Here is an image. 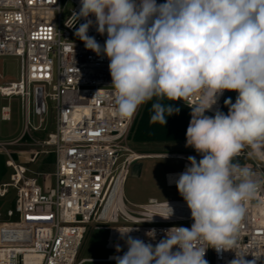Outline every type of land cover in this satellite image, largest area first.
<instances>
[{
    "label": "built area",
    "instance_id": "obj_1",
    "mask_svg": "<svg viewBox=\"0 0 264 264\" xmlns=\"http://www.w3.org/2000/svg\"><path fill=\"white\" fill-rule=\"evenodd\" d=\"M66 2L73 6L68 20L72 10L79 12L81 4L80 0ZM62 3L63 0H0V59L12 57L19 61L18 79L0 84V99L8 102L0 108V120L11 121L13 100L20 103L26 120L18 139L0 143V156L6 158L5 166L12 170L9 182L0 187V199L6 198L10 190L15 195L12 209L4 219L0 218V264L116 263L109 257L122 256L127 251L126 237L122 238L120 232L138 229L128 235L155 245L164 238L162 230L173 226L190 228L193 223L180 194V200L167 201L173 209L169 219L160 216L167 214L166 201L150 198L144 204L128 203L129 208L125 204L124 185L134 164L145 159L179 162L178 173L165 174L166 187L177 188L170 176L185 170L189 156L197 161L202 157L194 152L151 155L134 150L130 136L143 105L131 118L118 113L109 60L87 50L76 37L83 19L73 27L66 26ZM90 19L94 21L95 17ZM88 35L102 46L107 38L94 26ZM227 92L205 115L222 110ZM47 102L51 104L55 132L39 140L35 135L42 133L43 117L49 111ZM172 103L191 112L182 100ZM32 116L39 118L38 126L32 123ZM45 149H52L55 160L50 175L31 169L41 155L50 153ZM241 157L246 159L241 165L254 171L260 189L256 198L246 203L234 251L208 248L204 257L208 264H231L236 254L245 255L244 259L254 264H264V161L249 159L247 149L236 159ZM20 159L23 163H18ZM47 175L54 179V185L40 186L39 179ZM119 197L121 204L117 202ZM114 204L116 209L107 214ZM151 217V222L146 221ZM90 225L108 231L105 250L111 254L103 260L77 263ZM150 229L157 230L155 240L145 235ZM117 244L122 249L119 253Z\"/></svg>",
    "mask_w": 264,
    "mask_h": 264
},
{
    "label": "clouds",
    "instance_id": "obj_2",
    "mask_svg": "<svg viewBox=\"0 0 264 264\" xmlns=\"http://www.w3.org/2000/svg\"><path fill=\"white\" fill-rule=\"evenodd\" d=\"M80 4L66 26L83 19L76 37L109 60L118 113L131 118L151 102L149 122L166 125L180 111L170 102L182 100L191 108L185 146L202 157L189 156L174 181L190 210L191 227L162 230L164 238L155 245L128 235L138 229L119 231L127 251L109 259L116 264H208V248L234 251L246 203L260 189L254 171L236 158L247 149L249 159L264 161V0ZM93 26L106 35L103 46L88 35ZM225 91L238 94L234 103L225 100L227 114L217 109L205 115ZM189 99L195 103L186 104ZM166 210L160 216L169 219L173 209L167 201ZM156 233L150 229L145 235L155 240ZM115 247L122 251L119 244ZM244 256L236 254L231 264H254Z\"/></svg>",
    "mask_w": 264,
    "mask_h": 264
},
{
    "label": "rangeland",
    "instance_id": "obj_3",
    "mask_svg": "<svg viewBox=\"0 0 264 264\" xmlns=\"http://www.w3.org/2000/svg\"><path fill=\"white\" fill-rule=\"evenodd\" d=\"M63 22L69 16V10L73 8L72 4L63 0ZM19 77V61L12 57H3L0 59V84L15 82ZM8 105V102L0 99V108ZM12 109V119L10 122H2L0 120V143H9L18 139L23 131L26 123L24 113L17 100L10 103ZM48 113L43 117L42 133L36 134L39 140H43L50 133L55 132L54 116L50 113L51 104L47 102ZM50 108V109H49ZM32 123L35 126L39 125V118L32 116ZM135 151L141 154H165L166 152H194L193 148L186 147L185 144H154V145H136L131 143ZM9 150L15 148L7 147ZM48 155H41L38 162L31 165L34 172L41 171L46 174H51L54 171V156L48 161L46 160L52 154V149ZM240 164H244V157L236 159ZM47 161V162H46ZM52 162V163H51ZM18 163H23L22 159ZM51 163V164H50ZM50 164V165H49ZM142 173L140 178L129 177L124 185V200L129 208V204L138 205L147 203L148 199L155 198L159 201L180 200L177 188H167L165 185V174L178 173L181 170V164L175 161H166L161 159H145L141 161ZM12 170L7 169L4 176L0 178V187L2 184L9 182ZM39 184L42 187H52L54 179L51 176H45L39 179ZM14 192L10 190V194L0 199V218L6 217V212L13 207ZM108 231L97 230L94 225L88 226L87 234L82 242L81 248L77 256V263L82 260H103L106 259L111 252L105 250ZM83 264H116L105 262H84Z\"/></svg>",
    "mask_w": 264,
    "mask_h": 264
},
{
    "label": "trees",
    "instance_id": "obj_4",
    "mask_svg": "<svg viewBox=\"0 0 264 264\" xmlns=\"http://www.w3.org/2000/svg\"><path fill=\"white\" fill-rule=\"evenodd\" d=\"M160 1L162 3L166 2V0ZM237 95L238 94L234 91L227 92L222 103V112L225 114L228 112V107L224 103L225 100L231 98L234 103ZM164 103H168V101H164ZM172 104L174 107L179 108L180 111L178 114L168 117L166 125L160 123H150L149 118L151 102L143 105L131 131V143L136 145L185 144L186 130L191 119V112L174 103ZM52 156L54 155L49 156L46 160L48 161ZM5 160L6 158L4 156H0V178L5 175L7 170Z\"/></svg>",
    "mask_w": 264,
    "mask_h": 264
},
{
    "label": "water",
    "instance_id": "obj_5",
    "mask_svg": "<svg viewBox=\"0 0 264 264\" xmlns=\"http://www.w3.org/2000/svg\"><path fill=\"white\" fill-rule=\"evenodd\" d=\"M141 173H142V164H141V162L140 163H136L131 168L130 177H132V178H140Z\"/></svg>",
    "mask_w": 264,
    "mask_h": 264
},
{
    "label": "bare ground",
    "instance_id": "obj_6",
    "mask_svg": "<svg viewBox=\"0 0 264 264\" xmlns=\"http://www.w3.org/2000/svg\"><path fill=\"white\" fill-rule=\"evenodd\" d=\"M175 177L176 176H170V182H174L175 181ZM117 202H119L121 204V199L120 197L117 199ZM115 205V204H114ZM117 205V204H116ZM116 205L115 206H111L109 207L108 211H107V214L110 213L112 210H115L116 209Z\"/></svg>",
    "mask_w": 264,
    "mask_h": 264
},
{
    "label": "crops",
    "instance_id": "obj_7",
    "mask_svg": "<svg viewBox=\"0 0 264 264\" xmlns=\"http://www.w3.org/2000/svg\"><path fill=\"white\" fill-rule=\"evenodd\" d=\"M13 150H15V149H13ZM15 158H16V156H15ZM17 159V158H16ZM23 160V159H22Z\"/></svg>",
    "mask_w": 264,
    "mask_h": 264
}]
</instances>
